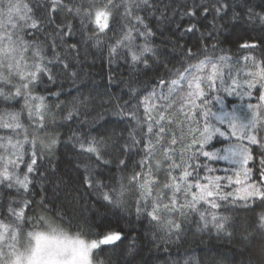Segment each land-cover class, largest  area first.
Instances as JSON below:
<instances>
[{
	"label": "snow or ice",
	"instance_id": "snow-or-ice-1",
	"mask_svg": "<svg viewBox=\"0 0 264 264\" xmlns=\"http://www.w3.org/2000/svg\"><path fill=\"white\" fill-rule=\"evenodd\" d=\"M238 22L261 30L229 55ZM97 65L103 91L80 86ZM0 186V264L35 209L90 264H159L189 233L231 247L184 264H264V0H0Z\"/></svg>",
	"mask_w": 264,
	"mask_h": 264
},
{
	"label": "trees",
	"instance_id": "trees-1",
	"mask_svg": "<svg viewBox=\"0 0 264 264\" xmlns=\"http://www.w3.org/2000/svg\"><path fill=\"white\" fill-rule=\"evenodd\" d=\"M259 2V0H257ZM257 11H259V8H257ZM261 30V26L259 24L255 25V29H252V26L249 24H245L243 22H238L235 27H230L229 29L225 30L223 34L220 36L221 41H225L223 43V47L228 50L229 55H239L240 49L238 47H234L231 43L226 42L227 40H233L237 38H243L245 41L248 40L249 36H257L259 35ZM159 42V41H157ZM210 46V42H209ZM178 55V54H176ZM91 74L93 77H95L94 83H89L88 78L85 79V81L80 85L84 86L87 85L89 88L91 87H99L101 91H103V85L107 83V67L104 68V78L101 79L100 76V67L97 65V67L90 69ZM74 85H71L70 82H65V89L68 90L69 88H74ZM116 88L113 86V91H115ZM74 94V93H73ZM255 95V93H254ZM70 99V97H69ZM255 102V100H254ZM247 102L240 100L238 97L235 96H226L224 97L223 105L217 106L214 108V111H217L218 114L223 111L225 113H228L230 115H235L241 120H243L246 116L245 111H240L239 109L246 108ZM17 108H19V105H16ZM239 110V111H238ZM167 115V114H166ZM244 116V117H243ZM172 119L175 120V129H176V135L180 136L181 134L187 136L188 129L186 124L183 122V114L179 112V109L177 108V111L172 113ZM63 131V130H62ZM190 138V137H189ZM219 143H226V141H219ZM177 149L180 148V144L178 143L175 145ZM0 189L3 191V201L6 202L7 199L10 196H15V192L10 189H5L0 186ZM36 199H39V196L36 197ZM28 210H26L27 212ZM29 215V223L22 225L24 229L23 235H20L18 232L14 235L12 247L10 249H13L15 247L18 248V251L21 250L20 246H23L24 242L28 241V238L30 234L34 232L39 231H48L53 229H58L61 231H66L70 234H76L80 237H83L86 239L85 236L80 235L78 232L71 231L65 224H62L59 220L56 218L44 215V213L40 209H35L34 212H31ZM39 215H44L42 219L36 218ZM23 247H26L24 245ZM22 247V248H23ZM230 244L227 242V240H218L214 236L209 237L208 234H197L196 236H192L190 233L187 235V243H184L181 247H171L169 252H163L161 250L160 252H156L155 249H153V254L159 255L161 257V260L159 264H163L164 260H167L169 257H171L173 260L179 261V264H184V260H191V259H201L205 258L207 259L210 256H215L218 253H228L230 249ZM7 246H5L4 251L10 250ZM16 251V250H15ZM207 254V256L205 255ZM147 256L148 253H145ZM6 257V256H5Z\"/></svg>",
	"mask_w": 264,
	"mask_h": 264
},
{
	"label": "rangeland",
	"instance_id": "rangeland-1",
	"mask_svg": "<svg viewBox=\"0 0 264 264\" xmlns=\"http://www.w3.org/2000/svg\"><path fill=\"white\" fill-rule=\"evenodd\" d=\"M239 110L246 112L247 108ZM53 230L55 233H62L64 239H51ZM53 230L30 234L28 241L23 243L26 247L19 244L20 251L17 247L7 250V264H90L89 253L81 244L86 239L66 231Z\"/></svg>",
	"mask_w": 264,
	"mask_h": 264
}]
</instances>
